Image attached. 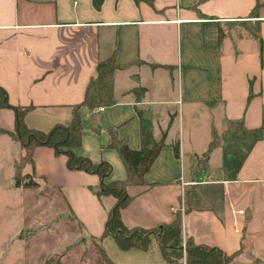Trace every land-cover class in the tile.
Masks as SVG:
<instances>
[{"label": "crops", "instance_id": "obj_1", "mask_svg": "<svg viewBox=\"0 0 264 264\" xmlns=\"http://www.w3.org/2000/svg\"><path fill=\"white\" fill-rule=\"evenodd\" d=\"M112 56L124 64L111 75L115 103L80 106L74 152L110 162L106 181L123 179L110 130L132 149L140 128L149 131L157 153L143 182L125 187L123 225L154 228L180 211L182 236L194 244L233 253L228 264H264V0H0V88L8 103L31 106L28 128L68 123L96 64ZM13 126L2 107L0 129ZM3 134L0 147L20 155ZM31 162L20 171L37 184L18 189L38 192L43 182L57 191L85 235L53 253L88 242L60 264L71 256V264H104L99 249L117 264H168L152 235L145 250L101 237L115 198L96 195L97 175L67 168L49 146H35Z\"/></svg>", "mask_w": 264, "mask_h": 264}, {"label": "trees", "instance_id": "obj_2", "mask_svg": "<svg viewBox=\"0 0 264 264\" xmlns=\"http://www.w3.org/2000/svg\"><path fill=\"white\" fill-rule=\"evenodd\" d=\"M124 64L115 62L114 57L99 62L95 66V73L90 77L85 88L82 101L71 107V119L66 124H54L47 131L35 128H28L23 122V115L31 106H14L7 102L6 91L0 88V109L8 107L13 112V129L2 130L0 133H8L19 143L22 152L16 161L13 173L14 187L35 186L37 183L31 175L21 174L20 170L26 163H32V153L35 146H49L56 155L64 157L67 168L73 170H83L98 177V185L95 189L97 196L112 194L115 198L113 205L107 213L102 236L112 235L120 249L126 250L129 247L137 249H147L149 237H155L161 255L168 264H181L183 257L181 240V213L176 211L169 223L157 225L154 228L125 227L120 219V209L125 207L129 201V195L125 187L127 185H139L143 182V176L154 161L157 153L156 145L152 142L151 135L145 128H140V148L132 149L126 142V138H119L114 130H110V140L108 146L115 149L125 168L126 176L123 179L106 181L111 171V164L105 160L92 162L86 156L76 154L74 148L78 146L82 134V121L79 115L80 106L84 105L90 109L98 106L112 105L115 103L112 95L111 75L116 68H121ZM139 92L143 88H137ZM136 90L133 92L136 93ZM177 155L178 145L173 146ZM211 147V146H210ZM209 147V148H210ZM26 178L27 180H24ZM191 197L189 191L185 193V210H188ZM100 237V238H101ZM99 238V239H100ZM184 262L187 264H228L233 255L224 253L218 247L206 245H196L190 236H186L184 241ZM99 252L104 260V264H117L110 262L103 251Z\"/></svg>", "mask_w": 264, "mask_h": 264}, {"label": "rangeland", "instance_id": "obj_3", "mask_svg": "<svg viewBox=\"0 0 264 264\" xmlns=\"http://www.w3.org/2000/svg\"><path fill=\"white\" fill-rule=\"evenodd\" d=\"M5 135L0 146L6 140ZM18 155L19 149L11 144L0 147V264H60L61 256L74 253L75 244L88 242L79 238L80 242L69 243L65 254L53 253L66 245V238L85 235L77 222L68 220L70 215L64 214L67 206L57 191L43 182L37 189L40 194L13 186L12 173ZM83 253L89 255L86 249ZM73 261L71 256L64 264Z\"/></svg>", "mask_w": 264, "mask_h": 264}, {"label": "built area", "instance_id": "obj_4", "mask_svg": "<svg viewBox=\"0 0 264 264\" xmlns=\"http://www.w3.org/2000/svg\"><path fill=\"white\" fill-rule=\"evenodd\" d=\"M97 109H98V110H102V107H101V106H98ZM236 212L239 213V214L242 213L241 210H237ZM184 241H185V237L182 236L181 247H182V254H183V257H182V259H181V262H182L183 264L186 263V262H184V252H185Z\"/></svg>", "mask_w": 264, "mask_h": 264}]
</instances>
